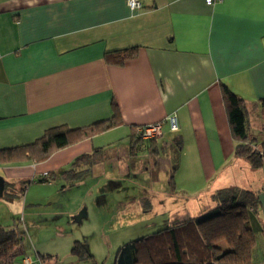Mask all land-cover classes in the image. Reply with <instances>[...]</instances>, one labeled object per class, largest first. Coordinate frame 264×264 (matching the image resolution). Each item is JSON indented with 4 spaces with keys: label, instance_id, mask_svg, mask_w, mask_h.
Listing matches in <instances>:
<instances>
[{
    "label": "crops",
    "instance_id": "1",
    "mask_svg": "<svg viewBox=\"0 0 264 264\" xmlns=\"http://www.w3.org/2000/svg\"><path fill=\"white\" fill-rule=\"evenodd\" d=\"M141 2L142 8L132 9L128 0H0V150L31 144L57 126L89 131L116 122L46 159L0 160L6 187L26 185L22 222L27 231L49 225L48 216H55L50 210L69 224H84L90 217L87 199L78 198L74 205L70 198L58 209L51 200L73 191L85 177L94 186L89 193L101 220L92 243L86 232L61 233L65 225L55 220L54 236L37 238L35 245L30 239L31 253L24 247L23 252L36 264H117L120 247L139 241L138 260L159 259L172 245L166 229L214 209L218 189L239 186L258 194V213L250 219L251 261L264 264V164L253 168L236 156L239 142L223 95L226 85L245 100L248 141L261 142L264 0ZM131 47L135 55L121 64L106 58L108 52ZM173 114L179 124L175 131L167 120ZM156 122L163 124L162 136L138 141L137 129ZM124 138L132 159L128 176L118 170L123 155L108 150ZM85 154L89 158L75 163ZM141 154L149 159L144 170L163 171L157 178L170 186L108 195L109 185L118 188L122 177L131 176ZM102 162L108 167L89 177L92 166ZM45 173L49 179L39 181ZM45 188L51 193H43ZM8 220L5 215L0 225ZM115 241L120 242L117 251ZM76 242L88 243L92 257H78ZM94 244L115 253L100 255ZM38 254L53 257L42 263Z\"/></svg>",
    "mask_w": 264,
    "mask_h": 264
},
{
    "label": "trees",
    "instance_id": "2",
    "mask_svg": "<svg viewBox=\"0 0 264 264\" xmlns=\"http://www.w3.org/2000/svg\"><path fill=\"white\" fill-rule=\"evenodd\" d=\"M136 50V47H131L108 52L106 58L108 61L121 64L133 57ZM223 95L233 136L239 142L236 146V156L246 158L253 168H260L264 164V139L259 143L256 142L257 144L248 141L251 130L245 100L226 85L223 86ZM262 104L264 106V99ZM115 124L116 122H109L89 131L66 126L53 127L31 144L1 149L0 160L8 161L24 157L46 159L52 152ZM138 141L142 140L138 139ZM87 158L89 155H82L75 163ZM43 177L39 181L48 180L49 174ZM213 199L216 202L214 209L195 220L165 230H168L167 235L172 242L168 253L159 259L152 257L149 262L146 259L138 260L136 251L139 241H133L120 247L117 264H252L251 251L255 244V236L250 219L258 213V194L250 189L230 186L218 189L213 194ZM21 222L22 220L19 219V223L13 228L0 225V259L4 261L3 264H10L13 261L15 257L13 250H17L25 238L26 231L21 229ZM221 241L225 242L227 247H223ZM206 251L209 252L207 256ZM73 252L80 258L92 257L79 242L74 245ZM38 257L42 263H45L53 256L38 254Z\"/></svg>",
    "mask_w": 264,
    "mask_h": 264
},
{
    "label": "rangeland",
    "instance_id": "3",
    "mask_svg": "<svg viewBox=\"0 0 264 264\" xmlns=\"http://www.w3.org/2000/svg\"><path fill=\"white\" fill-rule=\"evenodd\" d=\"M168 136V134L166 135V137ZM166 137L163 139H160V142L162 143L163 141H166ZM121 139L119 141L114 142L113 144H109V152L111 153H115V152H120L123 155V160H122V164L120 166V168H118V170H123L125 171L124 174H126L127 176L130 175L128 174L129 172V167L131 165L132 159H131V155L129 153V150L127 149V140ZM163 140V141H162ZM151 149V148H150ZM148 151V150H147ZM125 157V158H124ZM139 160L138 163L136 165H133L134 168H132V173L131 176L129 178L127 177H122L120 179V183L122 184L121 186H119L118 188H113L111 185H109L108 188V195H112L115 194L117 195L120 191L124 192L127 191L129 188H134V189H149L150 191L154 190H160L162 187L161 186H170L169 181L165 183L164 180H158L157 178V174H163V171H159L156 172L155 174L152 173V170H144L147 169L149 164L148 162L146 163V161H148L149 159H147L148 155L146 156V154H141L138 156ZM179 157H180V151H177V156H176V165L179 163ZM171 159V158H170ZM174 159V158H173ZM144 164V165H143ZM108 167L105 165V163H98L94 166H92V171L89 175V177L92 175V173L95 172V174L97 175V172H100L99 170H101V172H103L104 168ZM103 169V170H102ZM159 176V175H158ZM217 179H215L214 181H216ZM81 182V181H79ZM40 183V182H39ZM163 183V184H162ZM13 184H11L12 186ZM61 185V184H60ZM25 183H20V184H16L15 186L9 187V185L6 187L5 193L2 197H0V222H2L3 217H5V215L8 216L9 220L7 222H4V227L8 226V225H15L19 223V219L23 220L22 215L24 213V192L22 191V189L24 188ZM28 186V185H27ZM37 187V189L41 188L40 185H35ZM35 187V188H36ZM94 186H92V183L90 181V179L88 178H84L82 183L77 185L75 187V189L73 191H68L65 194H60L55 198H52V205H55V208L58 209L59 208V203H65L68 204V202H70L71 200H69L70 198L72 199V203L75 205L78 198H81V202L84 201V199H87V205L89 206V210H90V217L88 219H86L84 221V224H69L68 221L66 220V217L64 215L61 214H54L53 210H50L49 213L55 215L52 216L49 215L48 217L50 218V224H46V225H39L36 226V228L31 229V231H27V227L26 224L24 222H22V224L20 225L22 230L27 231L25 233V238L22 242V244L20 245V247L16 250H13L15 252V257L13 259V261L10 264H22V260L23 257L25 256V252H23V247L26 250V253H31V242L30 239L32 241V245L36 244V239L38 238L39 240H47L50 238V236H54L56 229H58V226H53L52 223L55 222V220H57V222L59 223L61 221V224H64L65 227H60L59 231L61 233H66L65 229H72L73 231H75L76 233H80V232H86L88 233L90 236V239H92L93 233L98 231V227H99V221L101 220V217H99L97 210H96V206L93 205V201H92V197L91 194L89 193V190L93 189ZM47 188V187H46ZM44 190L43 193H51L49 189ZM118 190V191H117ZM32 192V191H31ZM112 193V194H110ZM80 194V196L78 195ZM153 194V192L151 193ZM26 195V194H25ZM119 195V194H118ZM95 202V201H94ZM111 202V201H110ZM114 208L117 206V202L114 203ZM54 207V206H53ZM108 208V206H107ZM106 208V209H107ZM54 209V208H53ZM105 210V208L103 209ZM55 211V210H54ZM56 213V211H55ZM104 213V212H102ZM10 214L12 215V222H11V217ZM82 214L81 212L78 213V215ZM140 233V230L138 232V234ZM137 234V235H138ZM93 240H91L90 243H92ZM30 242V244H29ZM47 245L52 246L51 244H54V242H50L47 241ZM223 247H227V245L225 244V242L220 243ZM83 245L85 246V248H89V244L88 243H83ZM88 245V247H87ZM92 245V244H91ZM120 245V242H116L113 245V247H115V251H117L118 247ZM95 246V244H94ZM61 251L62 249L64 250V245L61 246ZM53 250H55L54 248H52ZM96 249V250H95ZM93 251H96L98 254L100 255H106L108 253V251H111V254L115 253L114 249H105L103 245H96L95 248H93ZM3 260L0 259V264H3Z\"/></svg>",
    "mask_w": 264,
    "mask_h": 264
},
{
    "label": "built area",
    "instance_id": "4",
    "mask_svg": "<svg viewBox=\"0 0 264 264\" xmlns=\"http://www.w3.org/2000/svg\"><path fill=\"white\" fill-rule=\"evenodd\" d=\"M208 4H215L218 2H222L223 0H206ZM128 5L132 9H140L142 8V2L141 0H128ZM167 120L170 124L171 130L175 131L179 128L178 124V118L175 114L169 115L167 117ZM163 134V124L162 122H156L151 123L142 127H139L137 129V135L142 140H150V139H156L161 137ZM44 176H47V173L44 174ZM24 264H36L32 256H25L24 257Z\"/></svg>",
    "mask_w": 264,
    "mask_h": 264
},
{
    "label": "water",
    "instance_id": "5",
    "mask_svg": "<svg viewBox=\"0 0 264 264\" xmlns=\"http://www.w3.org/2000/svg\"><path fill=\"white\" fill-rule=\"evenodd\" d=\"M5 187H6L5 178L2 175H0V197L4 195Z\"/></svg>",
    "mask_w": 264,
    "mask_h": 264
}]
</instances>
